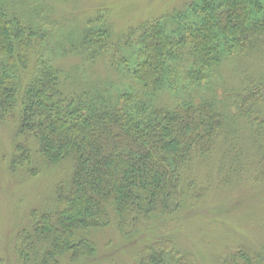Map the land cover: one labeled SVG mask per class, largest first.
<instances>
[{"label": "trees", "instance_id": "1", "mask_svg": "<svg viewBox=\"0 0 264 264\" xmlns=\"http://www.w3.org/2000/svg\"><path fill=\"white\" fill-rule=\"evenodd\" d=\"M21 1L0 0V123L11 124L16 168L35 175L36 160L70 167L51 204L32 210L28 226L16 234L15 264H59L64 253L71 262L92 258V232L112 224L123 239L143 233L136 264H196L170 232L202 197L205 186L195 181L202 163L224 148L229 169H250L246 161L255 159L254 179L264 182V132L257 128L264 124L258 119L264 70L239 68L244 59L264 65V0L193 1L186 6L191 18L168 27L161 16L138 36L117 41L105 20H87L63 53L90 63L106 58L137 83L134 92L121 86L116 95L108 86H67L62 68L48 57L46 22L37 23L28 10L38 5L47 11L56 0ZM225 62L239 78V114L212 89L199 100L178 98L179 75L201 88ZM239 127L250 135L246 144ZM220 264H264V245L227 248Z\"/></svg>", "mask_w": 264, "mask_h": 264}, {"label": "rangeland", "instance_id": "2", "mask_svg": "<svg viewBox=\"0 0 264 264\" xmlns=\"http://www.w3.org/2000/svg\"><path fill=\"white\" fill-rule=\"evenodd\" d=\"M28 1L30 0L23 2ZM193 1L197 2V0H56L49 1L47 11H43L38 5H31L28 10L35 13V16L30 14L37 23L40 22V18L46 22L49 34L52 35L48 44V57L53 65L62 68L67 86H74L76 89L95 86L102 89L108 86L116 95L122 87L134 92L137 83L132 82L123 75L124 73L113 70L106 58L90 63L78 55L69 56L63 53L69 48L68 43L77 42V38L84 31L86 21L95 19L96 16H99L100 21L105 20L107 27L111 28L108 30L114 41L128 36L134 38L146 23L161 16L165 17L164 21L168 27H172L180 19L191 18L189 8L186 9V6L190 7L189 4ZM176 12L178 18L175 16ZM43 14L46 16H42ZM243 61L239 68L246 69L249 73L255 71L263 73L264 65L258 59ZM30 63L32 65V61ZM233 65L232 62H225L211 76L210 83L201 88L191 86L186 75H179L175 91L178 98L191 97L199 100L211 94L212 89L217 98L229 106L227 108L231 109L233 114H239L236 103L239 100L237 96L242 92ZM168 98L162 100V103ZM258 117L262 120L264 114ZM238 118L240 120V117ZM243 123L250 125L247 119ZM10 126V123H0V264H15L13 252L16 234L21 228L28 226L32 210L46 208L51 204L55 185L68 176L70 167L69 162L50 166L36 160L38 164L35 163V166L37 165L35 175H29L24 169L16 168L14 157L19 152L14 148ZM257 128L264 132V124ZM247 133V128L239 127L238 134L245 144L250 136ZM237 144V147L242 146L244 151L243 144ZM222 150L224 148L212 153L210 159L205 160L195 173L196 183L205 186L203 187L205 189L201 190L202 197L197 205L191 206V209L181 215L179 224L176 223V227L174 230L171 228L170 232L180 249L184 248L194 254L196 264H220L224 251L234 246L248 244L258 248L264 245V182L260 183L254 179L255 159L251 163L246 161L250 164V169H247L246 165L229 169L223 163L225 157L223 158ZM250 154L249 151V156ZM31 167H34L33 164ZM14 168L16 170H13ZM14 171H16L14 174L11 173ZM140 236L136 238L137 240L123 239L115 224H112L105 229L92 232L91 237L97 245L95 256L71 262L64 253L59 257V264H136L134 253L142 248Z\"/></svg>", "mask_w": 264, "mask_h": 264}]
</instances>
